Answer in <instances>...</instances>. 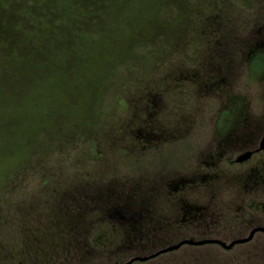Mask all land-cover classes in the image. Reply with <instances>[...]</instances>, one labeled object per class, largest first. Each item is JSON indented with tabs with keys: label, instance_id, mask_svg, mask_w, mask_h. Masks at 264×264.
Segmentation results:
<instances>
[{
	"label": "rangeland",
	"instance_id": "obj_1",
	"mask_svg": "<svg viewBox=\"0 0 264 264\" xmlns=\"http://www.w3.org/2000/svg\"><path fill=\"white\" fill-rule=\"evenodd\" d=\"M262 53L264 0H0V247L18 243L22 220L49 217L60 193L68 204L95 189L145 193L198 169L264 168V153L233 161L252 130H232L264 126ZM208 78L218 85L208 89ZM146 122L156 130H127ZM183 125L190 130H171ZM210 156L217 166L202 165ZM220 191L229 205L233 194ZM259 193L245 201L264 202ZM233 203L212 231L226 243L248 234ZM108 220L99 214L89 237ZM48 226L41 236L54 246ZM261 245L262 235L230 250L182 245L132 264L194 254L253 264Z\"/></svg>",
	"mask_w": 264,
	"mask_h": 264
},
{
	"label": "flooded vegetation",
	"instance_id": "obj_2",
	"mask_svg": "<svg viewBox=\"0 0 264 264\" xmlns=\"http://www.w3.org/2000/svg\"><path fill=\"white\" fill-rule=\"evenodd\" d=\"M189 81L199 86L198 79H189ZM218 82L219 81L212 80V78H208V89H210L211 86L218 85ZM220 82L225 83L226 81L222 80ZM158 129L168 130L167 128ZM127 130H156V127L146 122L143 127H128ZM171 130L190 129L188 126L183 125L174 127ZM232 130H252L248 131V134L240 136L237 141L239 142L237 146H241V152L251 151V155L248 158L256 154L264 153L263 150H257L264 134L263 125H256L253 127L243 126ZM241 152L239 154H241ZM239 154L233 161L239 162L237 161V158L240 157ZM210 158H212V156H210ZM217 160L218 159L213 158L211 160H205L202 165L206 167L212 165L215 167L217 166ZM259 164H262V162L260 161ZM199 166L201 167V165ZM251 170H253V168H251ZM254 171L255 172L251 173L246 171L244 174L240 175L224 176L217 171L213 173L200 172L198 169L197 171H193L190 176H183L184 174H182L174 180L161 181L158 184L151 185L150 190L145 193L134 191L118 193L115 191H102L99 195L102 199H112L111 202H105L111 204L112 211L121 214L119 220H121L122 229L138 226L148 231H154L153 234L149 235L150 237H146L148 243L156 246H169L172 244L168 243L173 242L176 238L179 240L173 244L184 239H193L192 237H198V239L193 240L216 238L212 237L213 233H209L208 231H213L215 229L217 216L221 215V212L224 211L222 210L223 208L230 209L229 205H231L233 201L234 203L232 205H234V207L232 206V209L239 214L240 219H242V221L244 220L246 225L248 220L252 221L254 225H262L263 221L258 211L264 210V202L251 203L245 201L248 194L264 192L263 165L259 166V168ZM221 188H228L230 193L233 194L234 200L229 202V205L226 203L224 205V203L220 201ZM117 198H120L121 201L119 202ZM135 199H137V202ZM199 200H201V202ZM102 203L104 204V202ZM121 203H123L122 206ZM118 204L120 205V209H118ZM222 205L224 206L221 207ZM258 205L259 207H257ZM246 206L250 207L249 214H247ZM101 208L103 211L102 214L106 216L107 212H105L103 206ZM190 231L195 233L191 234ZM199 231H207L208 233L201 234ZM186 236L190 238H185Z\"/></svg>",
	"mask_w": 264,
	"mask_h": 264
},
{
	"label": "trees",
	"instance_id": "obj_3",
	"mask_svg": "<svg viewBox=\"0 0 264 264\" xmlns=\"http://www.w3.org/2000/svg\"><path fill=\"white\" fill-rule=\"evenodd\" d=\"M255 63L263 67V53L260 56L257 55ZM90 192L91 193H85V195H82L78 200L77 198L71 200L68 204L65 203L64 200L67 199H63L62 193L57 194L56 198L58 199L54 204V211L45 220L39 221V219L36 220L33 218L28 222L30 216L26 222L22 220L18 228L19 231H15L18 243L12 247H8L7 245L5 247H0V264H86L91 259L97 257H99V259L103 257H112L114 261L111 262L109 260V263H107L112 264L115 262H124L122 260H116L119 258L124 259L129 257L130 259L135 256H146L167 246H156L148 243L146 237L153 234L154 231H148L138 226L122 229L121 220H119L121 214L112 211L111 204L105 202H111L112 199L100 198L99 194H101V191L99 192L97 189ZM115 192L118 193L119 191ZM117 199L119 202L121 201L120 198ZM102 202H104V204ZM122 205L123 203H121V206ZM102 206L105 212H107L106 217L109 219L108 221L111 222L110 227L107 231H100L98 237L90 238L89 228L95 221H99V214L103 217ZM119 206L118 204V209H120ZM246 209L247 214H249L250 207L246 206ZM95 212H97V217L93 218ZM260 218L263 221L262 225H254L252 221H247L248 233L254 227H264V215ZM46 223L49 224V232H53L52 238L54 239L51 241H56L54 246H51V244L48 245L50 241L47 240V238L45 240L44 236L43 238L41 236L40 226ZM61 231L65 232L63 236L60 233ZM208 232L212 233V231ZM208 232L199 231L201 234ZM45 235L49 236L48 233ZM258 235L264 237V233L256 232L251 240ZM257 247L258 249H255L254 253L251 254V257L254 258L252 260L253 264H264V247L262 245ZM160 255L161 254L153 258H157ZM153 258L146 261H150ZM166 264L224 263L218 261L215 257H202L194 254L193 256L177 257L173 260H169Z\"/></svg>",
	"mask_w": 264,
	"mask_h": 264
},
{
	"label": "water",
	"instance_id": "obj_4",
	"mask_svg": "<svg viewBox=\"0 0 264 264\" xmlns=\"http://www.w3.org/2000/svg\"><path fill=\"white\" fill-rule=\"evenodd\" d=\"M257 150H263L264 151V134L262 136V139L259 143ZM250 155H251V151H248L245 154L238 157L237 161H239V162L243 161V160L247 159ZM256 232L264 233V227H262V226L254 227L249 231V233L246 236L241 237V238H235V239L231 240L229 243H226V242H224L220 239H217V238H209V239H201V240L184 239V240L177 242L176 244H172V245H169L167 247L161 248V249H159V250H157L151 254H148L146 256H135V257H132L125 262H115L112 264H131L134 261H146V260L153 258V257H155L161 253H165L168 251L178 249L180 246H182L184 244L204 245V244L212 243V244L220 245L224 249H231L236 244H241V243H245V242L250 241Z\"/></svg>",
	"mask_w": 264,
	"mask_h": 264
}]
</instances>
